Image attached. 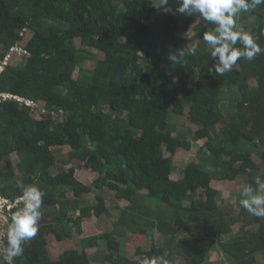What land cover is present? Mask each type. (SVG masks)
I'll return each instance as SVG.
<instances>
[{"label":"trees","instance_id":"16d2710c","mask_svg":"<svg viewBox=\"0 0 264 264\" xmlns=\"http://www.w3.org/2000/svg\"><path fill=\"white\" fill-rule=\"evenodd\" d=\"M155 2L0 0V196L11 206L0 258L23 184L45 195L37 235L14 264H139L145 257L166 260L168 248L185 264H223L209 259L215 243L236 264H264V219L243 207L239 214L234 205L221 209L211 183L215 176L236 181L241 173L253 187L257 176L264 179L250 151L237 148L252 143L264 155V52L218 75L203 40L215 26L194 15L201 41L193 47L181 33L190 18L175 12L179 0H169L166 14ZM241 17L237 29L264 49V4L236 21ZM14 48L23 50L18 65L6 62ZM226 90L235 97L231 112L224 109ZM174 116H187L197 126L194 138H206L209 150L201 149L206 157L189 162L178 179L173 156L192 143L177 134ZM62 146L71 148L66 159L53 149ZM89 170L98 177L86 184L76 174ZM99 191L113 203L129 201L130 212L117 218L116 230L88 235L87 218L112 215ZM93 192L98 203L86 204L83 197ZM155 230L164 243L146 249ZM178 231L191 238L177 240ZM52 234L59 242L77 239L80 247L54 259ZM121 241H130L134 253H122Z\"/></svg>","mask_w":264,"mask_h":264},{"label":"clouds","instance_id":"9594fccd","mask_svg":"<svg viewBox=\"0 0 264 264\" xmlns=\"http://www.w3.org/2000/svg\"><path fill=\"white\" fill-rule=\"evenodd\" d=\"M262 4L264 0H179V6L176 7L175 12L187 16L198 14L199 17L215 26L211 32L203 35V40L211 49V57L215 60V73L222 76L231 72L239 59L251 61L264 52V49L256 42V37L250 32L237 29L236 21L239 13L253 10ZM153 7L165 14L172 11L169 0H156ZM237 42L242 45L241 48L235 47ZM192 54L195 55L194 49ZM171 59L174 60L175 57L171 56ZM254 184L255 187L248 185L243 188L240 193V205L249 214L264 219V179L257 176ZM20 189L22 195L19 201L22 206L11 215L6 248L3 250L0 264H13L17 257L23 255L24 245L38 232L40 209L45 193L35 185L21 184ZM139 264H168V261L163 256H153L145 257L139 261Z\"/></svg>","mask_w":264,"mask_h":264},{"label":"rangeland","instance_id":"374dc122","mask_svg":"<svg viewBox=\"0 0 264 264\" xmlns=\"http://www.w3.org/2000/svg\"><path fill=\"white\" fill-rule=\"evenodd\" d=\"M189 25L187 29L181 30V33L185 36H188V41L190 42L191 46H198L200 43L201 39L199 35L197 34L195 30V26L199 22V17L197 16H189ZM245 21V20H244ZM244 21L241 17V19L237 22V28L241 25L244 24ZM77 43L80 46L81 40L77 39ZM15 52L7 57V61L9 63H12L14 65H18L22 62L21 54L23 53V50L20 48H14ZM93 53H95L99 58L104 59L105 58V53L102 51L98 50H92ZM90 64V63H89ZM2 69V65L0 66V71ZM78 69L75 72V77H78ZM234 100L235 97L232 93L225 91V98H224V109L226 112H231L235 110V105H234ZM188 107L186 111H188ZM172 122L174 125L177 127V134H183L185 135V139L190 141L192 143L191 149H184V148H179L176 154L173 156L174 158V170H173V177L178 179L182 176L181 170L188 165L189 162L191 161H198L202 157H206L204 153L200 152L201 149L204 151L208 150V142L207 139H200L196 140L194 138V132L197 129V126L193 123L190 122L189 118L186 116L179 117V116H174L172 117ZM258 142V140H256ZM237 148L241 152H248L250 151L251 157L253 161L257 164L260 165V172H264V155L260 153V150L257 149L255 145L252 143H245V142H240L237 145ZM53 149L56 152L57 157L59 156L60 159L64 157L66 159L68 157V154L71 150L69 146H62V147H53ZM209 151V150H208ZM167 156H170V153H166ZM13 158L16 162L18 161V158L14 156ZM239 162L238 165H240ZM205 169L209 171H214L215 168L211 167L209 165H205ZM77 177L83 181L86 184H91L97 177L98 173L93 172L91 170L87 172H77ZM212 185L216 189L219 190V198L218 202L220 203V208H226L227 206L234 205L235 207V213L239 214L240 211L242 210V206L240 205V193L243 190L245 186L250 185V182L248 181V176L244 175L241 173L240 177L236 181H228V180H221L218 176H215L212 180ZM99 193L103 194L106 198L107 201L109 202V211L112 213L111 216L104 215L100 221H95L93 219H86L88 225V232L87 234H94V233H108L111 231L116 230L115 226V221L117 218L122 215V212L124 210L130 212V205L131 203L127 200H122L119 203H113L111 202V196L107 191ZM202 196V190L199 191ZM84 202L89 205H95L98 203L97 199V192H93L90 194L85 195L84 197ZM5 200L0 198V213H3L0 215V226H4V223L7 221V215L5 209L8 207L7 204L5 206ZM9 208V207H8ZM94 224V227L92 225ZM195 224V222H193ZM240 223L236 224L233 226V230H236ZM118 226V225H117ZM5 233V230L0 228V236H2ZM127 235L131 236V233H128ZM187 238H191V234L186 233V232H177L176 233V239L177 240H185ZM222 240H224V235L221 237ZM48 245H49V250L51 253V256L54 259H57L61 253L65 251V249H70V248H75V247H80V243L77 239L73 240H68L67 242H59L55 236L52 234L48 237ZM159 242V243H164V237L161 236L160 232L158 230H155L151 236L147 238V242L145 245V248L148 249L150 248L152 242ZM122 242V241H121ZM219 242V241H218ZM4 244L3 239H0V245L2 246ZM123 247L121 248V252L124 254H133L135 251V247H133L130 244V241H123L122 242ZM92 252L98 251V248L92 249ZM107 251V242L105 240L100 241V247H99V252L100 253H105ZM170 248H168V257H166V260L168 261V264H185L184 259L182 256L178 254H173L170 255ZM211 255H210V261L212 262H219L223 264H236L233 262L227 254L223 251V247L221 243H215L214 247L211 250ZM94 264H100L97 262H94ZM261 264V263H258Z\"/></svg>","mask_w":264,"mask_h":264},{"label":"flooded vegetation","instance_id":"af4514ba","mask_svg":"<svg viewBox=\"0 0 264 264\" xmlns=\"http://www.w3.org/2000/svg\"><path fill=\"white\" fill-rule=\"evenodd\" d=\"M1 214H3V213H0V215H1ZM2 223H4V222H2ZM0 228H2L3 230L6 231V230H7V225L4 223V226L1 225ZM0 237L3 238V237H4V234H3L2 236H0ZM2 238H1V239H2ZM13 264H14V263H13Z\"/></svg>","mask_w":264,"mask_h":264},{"label":"water","instance_id":"95a60500","mask_svg":"<svg viewBox=\"0 0 264 264\" xmlns=\"http://www.w3.org/2000/svg\"><path fill=\"white\" fill-rule=\"evenodd\" d=\"M2 237H0V239H1Z\"/></svg>","mask_w":264,"mask_h":264}]
</instances>
